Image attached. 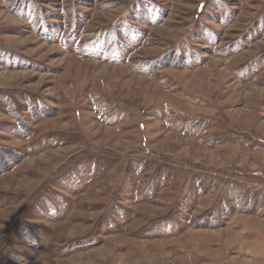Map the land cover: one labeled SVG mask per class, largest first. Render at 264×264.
I'll use <instances>...</instances> for the list:
<instances>
[{
    "label": "rangeland",
    "instance_id": "374dc122",
    "mask_svg": "<svg viewBox=\"0 0 264 264\" xmlns=\"http://www.w3.org/2000/svg\"><path fill=\"white\" fill-rule=\"evenodd\" d=\"M0 264H264V0H0Z\"/></svg>",
    "mask_w": 264,
    "mask_h": 264
}]
</instances>
